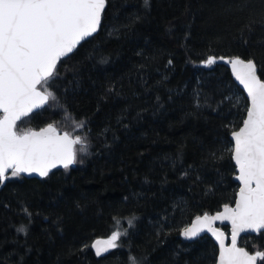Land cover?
Segmentation results:
<instances>
[{
	"label": "trees",
	"instance_id": "trees-1",
	"mask_svg": "<svg viewBox=\"0 0 264 264\" xmlns=\"http://www.w3.org/2000/svg\"><path fill=\"white\" fill-rule=\"evenodd\" d=\"M221 56L254 59L264 79V0H108L98 34L58 64L57 99L22 120L82 130V163L0 186V264H213L215 243L181 231L239 190L229 149L249 101ZM117 222L127 235L96 256ZM239 245L264 251V233Z\"/></svg>",
	"mask_w": 264,
	"mask_h": 264
},
{
	"label": "snow or ice",
	"instance_id": "snow-or-ice-1",
	"mask_svg": "<svg viewBox=\"0 0 264 264\" xmlns=\"http://www.w3.org/2000/svg\"><path fill=\"white\" fill-rule=\"evenodd\" d=\"M148 2L145 0L146 5ZM107 5L108 0H0V186L12 179H23L25 174L35 173L44 178L54 168L62 166L67 170L82 163L75 148L81 144L79 136L73 138L67 132L61 135L52 124L39 131H17V122L47 105L49 100L57 99L49 89L59 77L58 64L82 41L101 30ZM251 30V23L244 26L241 32L244 44L248 43L244 31ZM219 59L230 64L235 80L242 85L250 102L245 106L243 126L231 132L234 146L229 151L240 187L235 207L224 204L223 211L214 216H197L181 234L191 240L202 232L211 233L219 244L213 264H264V251L250 254L237 247L241 232L264 233V79L258 75L254 59L240 56ZM202 63L211 66L217 63V58L209 56ZM23 211L31 215L26 208ZM216 220L231 224L230 245L225 244L224 232L213 226ZM133 226L131 218L128 227ZM17 231L27 233L24 225ZM122 235L127 232H122L117 222L111 235L106 240H95L91 248L99 257L119 247ZM129 261L141 264L134 256Z\"/></svg>",
	"mask_w": 264,
	"mask_h": 264
},
{
	"label": "water",
	"instance_id": "water-1",
	"mask_svg": "<svg viewBox=\"0 0 264 264\" xmlns=\"http://www.w3.org/2000/svg\"><path fill=\"white\" fill-rule=\"evenodd\" d=\"M97 34V33H96ZM96 34H94V36L96 35ZM90 38H92V37H89V38H87V40H89ZM86 40V41H87ZM85 41H82L81 42V44L82 43H84ZM80 46V45H79ZM79 46H77V48L74 50V52L78 49V47ZM73 52V53H74ZM73 53H70L69 54V56L70 55H72ZM66 58H68V57H64V58H62V60L63 59H66ZM221 63L223 62L224 63V61H220ZM229 65V68H230V70H231V66H230V64H228ZM257 71H258V68H257ZM231 73H232V71H231ZM258 75H259V73H258ZM232 76H233V79L235 80V77H234V75L232 74ZM235 82H236V84L239 86V88L243 91V93H244V95H245V97L247 98V93H246V91H244L243 90V87H242V85H239V82L238 81H236L235 80ZM250 103V102H249ZM49 104V103H48ZM47 104V105H48ZM47 105H45V106H43L42 108H40V109H34L33 110V112L32 113H30L29 114V116L31 115V114H33L34 112H37V111H40V110H42V109H44ZM26 117H24V118H22V120L23 119H25ZM21 120V121H22ZM21 121H18V122H21ZM243 126V125H242ZM47 127V126H46ZM57 129V128H56ZM35 131H39V130H35ZM57 131H58V133L59 134H63V132H60L58 129H57ZM231 141H232V143H233V146H234V141L232 140V138H231ZM233 162H234V165H235V161L233 160ZM71 166H73V165H71ZM56 169H58V170H63L64 168L62 167V166H60V167H57V168H54V169H52L51 171H50V173H49V175H51ZM237 175H238V171H237ZM24 177H30V178H42V177H40V176H38L37 174H32L31 176H27L26 174H25V176ZM44 178H46V177H44ZM236 182H237V184L239 185V187H240V182L238 181V180H236ZM239 191V190H238ZM230 207H235V204L233 205V206H230ZM223 211V209L221 210V211H219V212H222ZM218 213V212H217ZM217 213H215L214 215H216ZM214 215H211V216H214ZM195 221H193L188 227H190L193 223H194ZM213 226L215 227V228H217L218 230H220V231H222V232H224V234H225V244L226 245H230L231 244V224L228 222V221H220V220H216L215 222H214V224H213ZM220 226H227V227H229V231L227 232V231H225L224 229H222V228H220ZM247 234H252V235H258V233H254V232H250V231H248V232H241L238 236H237V247H240V248H243V247H241L239 244H240V240L242 239V237H244L245 235H247ZM260 234V233H259ZM208 236L214 243H215V245L218 247V249H219V244H218V242L215 240V238L211 235V233H208L207 231H205V232H202L199 236H197V237H195V238H193V239H191V240H195V239H197V238H200V237H202V236ZM100 240H106V239H104V238H99ZM189 240V239H188ZM95 242V241H94ZM93 242V243H94ZM93 249V248H92ZM243 249H245V248H243ZM112 250V249H111ZM111 250L109 251V252H107V253H104V254H102L101 256H99V257H103V256H105V255H107V254H109L110 252H111ZM246 250V249H245ZM93 251L95 252V249H93ZM246 251H248V250H246ZM249 252V251H248ZM250 253V252H249ZM250 254H252V253H250ZM258 264H259V262H258Z\"/></svg>",
	"mask_w": 264,
	"mask_h": 264
},
{
	"label": "rangeland",
	"instance_id": "rangeland-1",
	"mask_svg": "<svg viewBox=\"0 0 264 264\" xmlns=\"http://www.w3.org/2000/svg\"><path fill=\"white\" fill-rule=\"evenodd\" d=\"M45 108H47V106L45 107ZM24 121V120H23ZM23 121H21V122H17V131H26V130H28V129H26L25 128V126L23 125ZM78 128H76L75 130H74V133L72 134V137L73 138H75L76 136H79L80 138H81V144H78V145H75V148L77 149V152H79V147H82V146H84V143H83V141H84V138H83V136H82V130H79ZM61 131V130H60ZM61 132H64V131H61ZM73 166H75V164L73 165Z\"/></svg>",
	"mask_w": 264,
	"mask_h": 264
},
{
	"label": "bare ground",
	"instance_id": "bare-ground-1",
	"mask_svg": "<svg viewBox=\"0 0 264 264\" xmlns=\"http://www.w3.org/2000/svg\"><path fill=\"white\" fill-rule=\"evenodd\" d=\"M98 34V33H97ZM94 37V36H93Z\"/></svg>",
	"mask_w": 264,
	"mask_h": 264
},
{
	"label": "flooded vegetation",
	"instance_id": "flooded-vegetation-1",
	"mask_svg": "<svg viewBox=\"0 0 264 264\" xmlns=\"http://www.w3.org/2000/svg\"><path fill=\"white\" fill-rule=\"evenodd\" d=\"M91 39V38H90ZM28 178V177H27Z\"/></svg>",
	"mask_w": 264,
	"mask_h": 264
}]
</instances>
